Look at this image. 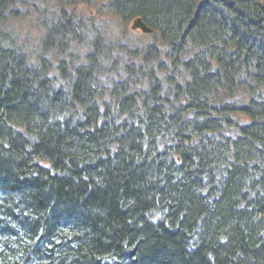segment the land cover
Returning a JSON list of instances; mask_svg holds the SVG:
<instances>
[{
  "label": "trees",
  "instance_id": "obj_1",
  "mask_svg": "<svg viewBox=\"0 0 264 264\" xmlns=\"http://www.w3.org/2000/svg\"><path fill=\"white\" fill-rule=\"evenodd\" d=\"M0 264H264V0H0Z\"/></svg>",
  "mask_w": 264,
  "mask_h": 264
},
{
  "label": "water",
  "instance_id": "obj_2",
  "mask_svg": "<svg viewBox=\"0 0 264 264\" xmlns=\"http://www.w3.org/2000/svg\"><path fill=\"white\" fill-rule=\"evenodd\" d=\"M130 29L132 31H140L143 35H148L152 33V30L149 29L140 18L134 19L132 21Z\"/></svg>",
  "mask_w": 264,
  "mask_h": 264
},
{
  "label": "rangeland",
  "instance_id": "obj_3",
  "mask_svg": "<svg viewBox=\"0 0 264 264\" xmlns=\"http://www.w3.org/2000/svg\"><path fill=\"white\" fill-rule=\"evenodd\" d=\"M131 25V22L128 24V28H129V26ZM34 34V33H33ZM135 35L137 34V35H140L139 33H134ZM150 39L149 38H147L146 39V41H149Z\"/></svg>",
  "mask_w": 264,
  "mask_h": 264
}]
</instances>
